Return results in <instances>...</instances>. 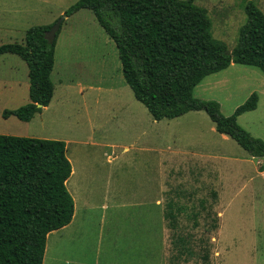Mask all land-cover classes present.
<instances>
[{
  "label": "rangeland",
  "instance_id": "obj_1",
  "mask_svg": "<svg viewBox=\"0 0 264 264\" xmlns=\"http://www.w3.org/2000/svg\"><path fill=\"white\" fill-rule=\"evenodd\" d=\"M77 0H0V45L22 42ZM264 0H194L210 35L230 52L246 22L244 6ZM48 106L30 121L4 109L29 101L28 68L0 55V134L60 139L71 174L74 215L46 238L42 264H264V157L219 133L202 110L154 120L123 78L114 41L92 12L66 16L55 42ZM254 110L237 117L264 140V73L230 64L193 89L230 115L252 93ZM176 214L171 227L166 213Z\"/></svg>",
  "mask_w": 264,
  "mask_h": 264
},
{
  "label": "trees",
  "instance_id": "obj_2",
  "mask_svg": "<svg viewBox=\"0 0 264 264\" xmlns=\"http://www.w3.org/2000/svg\"><path fill=\"white\" fill-rule=\"evenodd\" d=\"M82 8L92 12L114 41L124 80L154 120L202 110L217 132L234 139L252 157H264V140L237 122L240 114L256 108V92L230 115L221 113L216 100L193 95L204 77L231 63L264 73V13L255 3L244 6L247 19L230 52L212 40L207 10L194 0H77L64 14ZM54 21L30 26L22 42L0 45V55L16 54L26 63L29 79V101L4 109V117L30 121L50 103L59 30L52 42L44 34ZM258 168L264 170V160ZM71 170L63 140L0 134V264L43 263L48 234L68 225L74 215L66 187ZM166 218L175 227L171 207Z\"/></svg>",
  "mask_w": 264,
  "mask_h": 264
},
{
  "label": "water",
  "instance_id": "obj_3",
  "mask_svg": "<svg viewBox=\"0 0 264 264\" xmlns=\"http://www.w3.org/2000/svg\"><path fill=\"white\" fill-rule=\"evenodd\" d=\"M66 15L62 14L59 18H57L52 26L45 32L44 37L52 42L56 37V32L59 30L62 21L65 19ZM38 107H41V104H37Z\"/></svg>",
  "mask_w": 264,
  "mask_h": 264
},
{
  "label": "crops",
  "instance_id": "obj_4",
  "mask_svg": "<svg viewBox=\"0 0 264 264\" xmlns=\"http://www.w3.org/2000/svg\"><path fill=\"white\" fill-rule=\"evenodd\" d=\"M82 9H85V8H82ZM80 10V9H79ZM232 64V63H231ZM225 135V134H224ZM65 227V226H64ZM63 228V227H62Z\"/></svg>",
  "mask_w": 264,
  "mask_h": 264
}]
</instances>
